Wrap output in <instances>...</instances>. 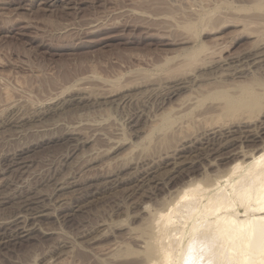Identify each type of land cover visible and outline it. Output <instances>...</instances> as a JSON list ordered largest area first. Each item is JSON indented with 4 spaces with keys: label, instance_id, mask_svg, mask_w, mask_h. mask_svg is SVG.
<instances>
[{
    "label": "rangeland",
    "instance_id": "374dc122",
    "mask_svg": "<svg viewBox=\"0 0 264 264\" xmlns=\"http://www.w3.org/2000/svg\"><path fill=\"white\" fill-rule=\"evenodd\" d=\"M263 18L264 0H0V264L157 256L183 187L211 194L264 144V108L214 94L262 90Z\"/></svg>",
    "mask_w": 264,
    "mask_h": 264
},
{
    "label": "bare ground",
    "instance_id": "6f19581e",
    "mask_svg": "<svg viewBox=\"0 0 264 264\" xmlns=\"http://www.w3.org/2000/svg\"><path fill=\"white\" fill-rule=\"evenodd\" d=\"M262 21H264V20H262ZM242 24L246 25V22H245V24L244 23H242ZM257 25H258V23H257ZM242 27H244V26H242ZM244 28L249 29L250 27L245 26ZM244 28H243V31H245ZM251 28H252V25H251ZM251 28H250V30H252ZM255 29L252 30L253 33L255 35L257 33L259 35H261L259 33V31L255 30ZM246 31H248V30H246ZM248 33H251V32H248ZM256 46H258V45H256ZM246 81H245V83H246ZM260 82L262 83L264 81L262 80ZM230 83H232V82H230ZM245 83H242V85L240 84V86L232 87V88H236V90H231L230 89L231 87L226 88V89H224V88L223 89H217V91L214 93V94H216L215 98L220 100L221 102H223L226 105L227 111L228 110L230 112L232 111V112H234L233 114H235V111L239 110V109H240V111L245 110V112L247 110V115H248V113L252 112V111L248 112V110L250 111V109H254V110H256V109L259 110L261 108L263 109L264 107H262V105L264 102V86H263V88H261L262 90H260L258 87H255L251 83H249V85L247 83L246 84ZM220 106H222V104ZM226 109H225V111H226ZM219 110H221L222 113H224L222 109L219 108ZM205 111H206V109H205ZM208 112H209V110H208ZM253 112L255 113L257 111H253ZM253 112L251 113L252 115H253ZM238 113H236V114L238 115ZM257 113H260V112H257ZM221 114H219V115H221ZM239 114H241V112ZM243 114H245V113L243 112ZM251 114H249V116H248L250 119L252 117ZM214 115H217V114H214ZM224 115H226V114H224ZM227 115H228V113H227ZM230 115H231V113H230ZM238 116L240 117V115H238ZM205 117H207V116H205ZM211 117H210V120H211ZM220 117H222V116H220ZM236 118L238 119V117H236ZM241 118H243V117H241ZM241 118H240V120H241ZM244 118H245V116H244ZM250 119L248 121H250ZM206 120L207 119H205V121ZM246 120L247 119H245V121ZM257 124H259V123H257ZM255 133H257V132H255ZM251 140H253V139H251ZM248 142H250V141H248ZM242 145L240 143V148ZM256 147L255 148L252 147L253 150H251V153L249 152L250 150H248V152L250 154L249 153H248L249 155L246 154L247 157H245V154L242 153L243 157H245L244 160L248 159V161H247V163H245V165H243L242 161L236 160L237 159V158H235L236 156L233 157L234 158L233 162L229 166L225 167L227 169L224 168L225 173L221 176V177H223V176L226 177L224 179L226 181L225 184L218 185L216 187L215 191L212 192L211 194L198 196V198H193L195 192L198 191L199 188L201 189V187H203V186L200 185L201 186L200 187L198 185L199 184L198 181H195V182H197V183H195L196 185L192 186L191 185L192 180H191V182L189 181L188 183H190V185L187 187H183L182 191L180 192L181 195L179 196V200H178V202L175 201L177 204H175V206H174V208H177L176 206L179 205L178 203H182V200L183 201L185 200L184 202L185 203L187 202L186 203L187 215H185V217H183L184 216L183 212L181 213V211L184 209H180V210L175 209V211H176V212L174 211L175 213L180 211L179 214L181 213V218H179L180 215H178V213H177L176 214L177 216L175 215L174 216L175 218L173 219L172 217H170V214L174 215V213H173V211L169 210L166 213H161V214L159 213L160 216H157V217L158 218L160 217V218L158 220L156 219V221H154V219H153L154 223L158 221L157 224H159V220H161V218H163L162 222L163 223L165 222L166 226L162 224L163 225L162 227H163V229H164V226L167 228L165 229V232H164L165 233V239L160 238L159 241L161 239H162V241L163 240H166V241L160 243V246L158 248L159 254L157 256L154 255V257L151 256L149 258V262H147L148 264H159V262L162 260H165V261L170 260L172 262V264H264V144H262L261 147L259 146L260 148L258 147V149H256ZM241 150H240V153H241ZM234 153H236V152H234ZM230 154L235 155L233 153H230ZM221 169H220V171H221ZM217 173H216V175H217ZM210 181H211V179H210ZM211 182H213V181H211ZM192 184H193V182H192ZM205 184H207V183H205ZM205 184H203V185L205 186ZM208 184H211V183H208ZM214 185L216 186L217 182ZM206 187L204 189H206ZM212 187H214V186H212ZM212 187H209V188H212ZM209 188L207 187V189H209ZM201 191H202V189H201ZM203 191H206V190H203ZM176 195H177V193H176ZM176 198L178 199V197H175L174 199H176ZM187 198H188V201H187ZM173 200H171V202ZM0 203H2V202H0ZM180 205H181L180 207H184V208L186 207V206H183V204H180ZM172 207H173V205L171 206V209H172ZM166 208L168 209V207H166ZM166 208H165V210H166ZM18 212H20V211H18ZM155 213H157V211ZM176 217H177V219L179 218L178 219L179 223L182 222L181 224H178V226H176V224L178 223ZM164 218H166V220H164ZM182 218H185V219H183L181 221L180 219H182ZM174 220H175V222H174ZM161 223L159 225H161ZM174 223H175V227H172V225ZM157 224H156V227H157ZM160 229H162V228L160 227ZM163 229L161 231L162 234L160 232V234H161L160 237H162V235L164 234ZM157 231H159V230H157ZM154 232H155V230L153 231V234H154ZM163 238H164V235H163ZM157 244H158V242H157Z\"/></svg>",
    "mask_w": 264,
    "mask_h": 264
}]
</instances>
